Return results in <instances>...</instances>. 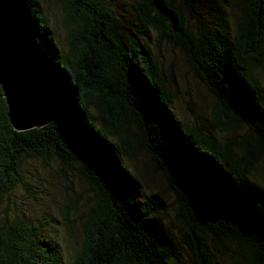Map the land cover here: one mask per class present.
Listing matches in <instances>:
<instances>
[{"label": "trees", "instance_id": "trees-1", "mask_svg": "<svg viewBox=\"0 0 264 264\" xmlns=\"http://www.w3.org/2000/svg\"><path fill=\"white\" fill-rule=\"evenodd\" d=\"M59 1L66 51L38 0H27L50 120L16 130L0 85V200L23 184L29 160L76 162L79 177L99 192L84 202L82 193L69 187L64 220L70 223L69 216L79 214V225L71 226L83 234L74 264H181L170 254L159 224L168 208L165 198L159 192L136 194L119 144L107 133H114L124 154H130L135 143L126 111L131 110L138 115L141 146L173 189L194 264H219L208 249L209 235L214 249L227 254L222 264H264V197H254L261 191L247 177L264 151V90L255 72L264 68V0H232L239 12L232 36L223 23L224 31L202 22L207 0H125L122 9L132 11L135 32L119 23L120 4ZM186 7L197 18L200 38L182 13ZM154 31L159 40L164 37L185 50L197 77L214 95L211 126L224 131L243 124L249 133L221 143L215 134L195 131L173 117L163 73L148 45ZM92 103L114 119L113 130L95 124ZM48 224L19 216L0 220V264H60L56 243L44 233ZM234 237L238 259L223 246Z\"/></svg>", "mask_w": 264, "mask_h": 264}, {"label": "rangeland", "instance_id": "rangeland-1", "mask_svg": "<svg viewBox=\"0 0 264 264\" xmlns=\"http://www.w3.org/2000/svg\"><path fill=\"white\" fill-rule=\"evenodd\" d=\"M117 7V18L119 23L128 28H133L136 20L127 7L122 9L125 0H108ZM39 11H43L45 19L55 30L56 38L61 45V50L66 51L67 29L63 24L65 14L59 0H38ZM231 4V5H230ZM203 10L207 14L206 22L209 28L225 30L221 23L227 26L231 36L236 32L239 20V12L233 7L232 0H207ZM198 12V10L196 9ZM183 15L189 20L193 34L201 37L202 30L196 28L197 18L183 8ZM220 20V21H219ZM219 24V25H217ZM135 32V28L132 29ZM199 30V32H198ZM122 32H124L122 30ZM224 33V32H223ZM227 34V35H228ZM157 34L150 32L148 45L154 52L158 60V66L163 73L165 85L170 96L169 107L172 115L191 129L203 134H215L221 143L234 136H242L249 133L245 125H235L227 130H219L211 126L212 113L215 97L205 84L197 77L191 67L185 50L164 37L160 40ZM157 42H159L157 44ZM259 84L264 90V68L255 70ZM98 102L97 100H95ZM90 112L95 118V124L105 130H113L116 125L113 118L109 117L106 109H101L99 105L93 103L89 106ZM107 116V117H104ZM127 125L132 133V140L135 143L130 154H124L125 148L118 142L114 133L107 132L109 138L119 144L120 151L125 164L136 180L135 191L139 197H145L152 192H159L166 201L167 211L162 214L159 224L166 234V241L170 245V254L174 259H178L181 264H194L196 258L193 250L186 240L189 238L188 231L178 215L179 208L175 203V194L169 184L167 176L158 168L157 163L151 155L141 146L143 142L141 128L139 126L138 115L131 110L126 111ZM255 168L247 175L249 183L255 187L254 197H264V151L256 160ZM72 188L80 193L85 199L89 196L97 195L98 189L79 177L76 162L63 164L58 159L49 160L47 163L44 158L29 160L24 167V182L17 186L9 194L4 195L0 200V220L2 222L11 221L19 216L32 221L49 224L44 226L46 238L51 237L50 243H56V248L60 257V264H74L76 255L83 243V234L77 227H72L71 223L79 225L78 215L69 216L70 223L64 220V210L68 199L72 194ZM253 189V188H252ZM252 196V195H251ZM82 202V203H84ZM83 208V207H82ZM50 219H56L53 223ZM52 224V225H51ZM51 225V226H50ZM50 226V227H49ZM208 249L213 253L217 263L222 264L223 253L214 249L213 240L208 236ZM233 257L238 259L237 239L231 238L224 243Z\"/></svg>", "mask_w": 264, "mask_h": 264}, {"label": "water", "instance_id": "water-1", "mask_svg": "<svg viewBox=\"0 0 264 264\" xmlns=\"http://www.w3.org/2000/svg\"><path fill=\"white\" fill-rule=\"evenodd\" d=\"M37 70L27 0H0V85L16 130L50 120Z\"/></svg>", "mask_w": 264, "mask_h": 264}]
</instances>
